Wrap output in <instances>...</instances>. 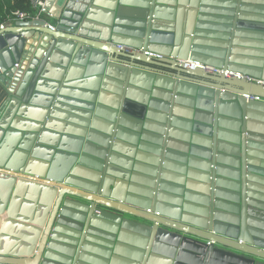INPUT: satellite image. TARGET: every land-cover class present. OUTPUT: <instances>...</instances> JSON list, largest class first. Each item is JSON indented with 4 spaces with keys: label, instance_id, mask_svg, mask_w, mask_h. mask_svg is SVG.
<instances>
[{
    "label": "water",
    "instance_id": "obj_1",
    "mask_svg": "<svg viewBox=\"0 0 264 264\" xmlns=\"http://www.w3.org/2000/svg\"><path fill=\"white\" fill-rule=\"evenodd\" d=\"M196 63L264 81V0H47L0 31V264H264V86Z\"/></svg>",
    "mask_w": 264,
    "mask_h": 264
},
{
    "label": "built area",
    "instance_id": "obj_2",
    "mask_svg": "<svg viewBox=\"0 0 264 264\" xmlns=\"http://www.w3.org/2000/svg\"><path fill=\"white\" fill-rule=\"evenodd\" d=\"M33 10L35 11L37 17H33L28 13H24V12H14L12 15L13 17H16L20 20H29V19H38L39 17H41L42 15L46 14V4H47V0H32L31 1ZM6 25L5 24H0V31H3L5 29ZM53 29V27H51ZM120 48H124V49H129V50H134V51H138V52H143L146 54H150L156 57H160V58H165L164 56L161 55H157L148 51H144V49H133V48H127V47H123V46H118ZM176 62H181L180 60H174ZM196 66H198L199 68L206 70L210 73L213 74H217V75H222L225 76L226 78H234V79H238V80H245L249 83H253L259 86H264V81L262 80H258L255 78H252L250 76H245L241 73H234L230 70H225V69H218V68H214V67H208V66H204L201 65L199 63H196ZM250 98V97H247ZM254 100H260L258 97L254 98Z\"/></svg>",
    "mask_w": 264,
    "mask_h": 264
},
{
    "label": "trees",
    "instance_id": "obj_3",
    "mask_svg": "<svg viewBox=\"0 0 264 264\" xmlns=\"http://www.w3.org/2000/svg\"><path fill=\"white\" fill-rule=\"evenodd\" d=\"M32 0H0V24H5L14 12H24L35 16ZM4 101V93L0 89V105Z\"/></svg>",
    "mask_w": 264,
    "mask_h": 264
},
{
    "label": "crops",
    "instance_id": "obj_4",
    "mask_svg": "<svg viewBox=\"0 0 264 264\" xmlns=\"http://www.w3.org/2000/svg\"><path fill=\"white\" fill-rule=\"evenodd\" d=\"M35 17H37L36 13H35L34 18ZM19 21H20V19H18L16 17H10V18H8V21L5 23V25H6V27H14L16 25V23ZM0 89L5 94V91L1 86H0ZM2 106H3V103L0 105V109H3V108H1ZM1 249L4 252L16 251V243H12V242H10L9 239H5L1 244Z\"/></svg>",
    "mask_w": 264,
    "mask_h": 264
}]
</instances>
